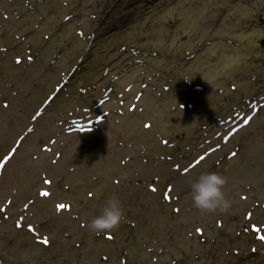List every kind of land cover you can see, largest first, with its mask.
<instances>
[{"label":"rangeland","instance_id":"374dc122","mask_svg":"<svg viewBox=\"0 0 264 264\" xmlns=\"http://www.w3.org/2000/svg\"><path fill=\"white\" fill-rule=\"evenodd\" d=\"M206 171L228 213L192 206ZM262 237L264 0H0V264H264Z\"/></svg>","mask_w":264,"mask_h":264},{"label":"clouds","instance_id":"9594fccd","mask_svg":"<svg viewBox=\"0 0 264 264\" xmlns=\"http://www.w3.org/2000/svg\"><path fill=\"white\" fill-rule=\"evenodd\" d=\"M226 177L218 172H203L189 185L188 196L192 206L204 214H224L232 209L233 202L224 191ZM124 218L123 203L119 197L113 195L108 198L100 210L87 223L91 233L100 235L119 227Z\"/></svg>","mask_w":264,"mask_h":264},{"label":"snow or ice","instance_id":"6c2138e0","mask_svg":"<svg viewBox=\"0 0 264 264\" xmlns=\"http://www.w3.org/2000/svg\"><path fill=\"white\" fill-rule=\"evenodd\" d=\"M30 131H31V129H30ZM201 159H203V158H201ZM41 195H48V194L47 193H41ZM165 198L167 199V197H165ZM57 207H58V209H63L65 207V205L61 204V205H58ZM262 239H264V237H262Z\"/></svg>","mask_w":264,"mask_h":264},{"label":"trees","instance_id":"16d2710c","mask_svg":"<svg viewBox=\"0 0 264 264\" xmlns=\"http://www.w3.org/2000/svg\"><path fill=\"white\" fill-rule=\"evenodd\" d=\"M141 1H143V0H141ZM156 1H158V0H145V3H148V2H150V3H154V2H156Z\"/></svg>","mask_w":264,"mask_h":264}]
</instances>
